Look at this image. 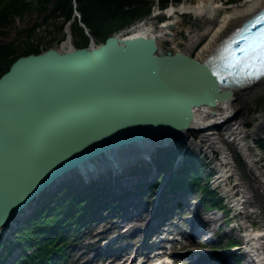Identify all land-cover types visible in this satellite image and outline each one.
<instances>
[{
	"label": "water",
	"instance_id": "water-1",
	"mask_svg": "<svg viewBox=\"0 0 264 264\" xmlns=\"http://www.w3.org/2000/svg\"><path fill=\"white\" fill-rule=\"evenodd\" d=\"M79 23L88 46L22 55L0 77V233L58 181L94 175L88 165L111 150L183 142L198 105L232 95L207 62L160 52L154 36L97 43Z\"/></svg>",
	"mask_w": 264,
	"mask_h": 264
},
{
	"label": "rangeland",
	"instance_id": "rangeland-1",
	"mask_svg": "<svg viewBox=\"0 0 264 264\" xmlns=\"http://www.w3.org/2000/svg\"><path fill=\"white\" fill-rule=\"evenodd\" d=\"M157 1L158 0H151L154 5L151 15L132 22V25H139L140 23L147 22L149 25H153L156 30L162 21L167 18L165 12L172 4L174 6H179L182 3L191 2L192 0H173L171 5L164 10L159 8ZM242 1L243 0H231L230 3L235 5ZM44 18V12L36 6L26 9L23 14L14 16L11 22L3 25L1 28L2 32H0V43H17L26 40L28 38L27 30L38 24V26L35 27L36 32L34 33V37L36 34H39L44 37V44H50L51 47L55 48L60 47L63 41L61 40L63 31L61 32L56 27L52 34L47 35ZM196 18V15L189 12L184 13V15H181L180 12L176 18L179 21L176 26V29L179 30L176 39L177 41H181L182 46L190 40L189 38L191 35L200 33L201 30H197L196 28ZM61 21V18L54 20L58 25ZM188 28L191 30L190 34L186 32ZM160 51L164 53L169 51L175 52L176 48H174L172 41L166 40L164 44L160 46ZM247 106L249 109L247 112L249 116L248 126L251 127L254 123V119L252 118L258 114L264 113V90L251 99ZM219 133L221 138H224V142H220L219 140L217 143L219 146L216 149L210 148L209 151H206L204 147L202 149H197L192 147V145L180 143L190 147L206 164L205 170L200 169L199 166L194 167V169H190L191 167H189L187 174L196 172L199 169L204 179H202L203 181L200 182V185L206 184L205 180L208 177L209 180L211 178L215 180V178L211 176V172L216 164L222 162V151L224 148H227L229 144L234 147L237 146V148H235L237 159H231V165L224 163L223 166L226 169L231 168L230 173H233L230 178L231 182L233 184H241V189L239 191V186L235 187V191H237V196L235 195L236 199L242 197L244 193H242L241 190H244L248 200H250V203L247 201L240 205L242 210H244V214H241L242 216L236 215V209H229L228 206L232 204V199L231 197H225L226 192L222 184L217 188V183H214L212 188H217L218 192L224 194L226 200L223 201V205H225L227 209L225 212L219 209L216 210V206H214V204L211 205V203L207 202L202 196V191L198 188L190 187L191 185H186L182 188L183 197L180 207L175 208L173 202L168 203L169 208L166 215L161 212L165 202L163 199L164 192L160 190V187L153 191V193L146 195H136L139 193V190H135L134 193L126 196L128 198L127 201L125 200L124 202V209H120V211L117 212L105 206L102 209V216L95 218L98 220L95 222L91 221L89 227H86V225L82 226V233L78 236L77 240L72 237L67 240L69 245L68 256L64 260H61L59 264H108L110 261H114V264H121L122 257H126L130 253L139 256L141 253L147 252L150 248H154L150 255L153 256L155 252L156 255L154 259L164 261L162 264H196L203 256H205L207 264H220L223 257L227 256L226 253L228 251L226 249L228 248V244H233V239H236V244L242 245V243H244V235H242V233L247 234V229L251 226L254 229H261V231L264 232V205L257 204L254 201L257 187L264 192V148L257 146V140L254 139L251 134H248L246 142L250 145L251 149V154L248 156L242 146L245 142H240L241 140H238V143L234 144L232 141H229L230 139L233 140V137L230 138L226 131L219 129ZM197 139H200V137L198 136ZM170 146L172 145H168V147ZM145 154V151L132 152L130 157L123 161L125 163L121 164L123 166V173H120L121 175L119 176L117 173L115 175V170L112 169L110 170L111 172H109L110 174H94L91 175V178L97 180L98 178L96 177L102 175L104 182L107 184L104 185V188L103 186L100 187V185L97 187L105 192L109 191L110 196H108V198L110 199L112 196L116 195L115 191L122 192L124 190L123 187L127 186V188H129L133 186L136 180H140V176L137 178L132 175L129 176L134 166H132V170L125 168L126 165H131L135 159H140V161L145 162L144 167L152 169L150 176L146 177L144 180H152L154 176H157L161 178L162 181H167L168 175H164L165 171L161 170L156 173V169L152 168L151 162L145 160ZM157 157L158 155L155 158ZM179 158L177 164L183 159L182 155H179ZM132 159L134 160L132 161ZM111 163L112 162L104 164L105 166L100 165L98 170L102 172L104 170L103 167L105 168ZM142 167H140L141 169L137 167L136 172L140 174ZM94 172L100 173L97 169ZM127 172L128 176L126 175ZM133 172L134 171H132V173ZM114 175L119 182L112 187L114 184ZM82 178L84 177L82 176ZM85 180H87L86 177ZM81 182L85 183L87 181ZM166 187L167 185L164 186V188ZM135 189L138 188L136 187ZM168 190L169 188L167 187L166 191ZM177 192L179 194L180 190H177ZM169 193L172 194L173 192L169 191ZM176 197H178V195ZM202 197L204 199H202ZM204 200L207 202V205L204 204ZM243 200H245V197ZM207 206L214 208L208 209ZM258 211H262L263 216L256 218L245 217L247 212L256 215ZM157 212H159L160 216L155 215ZM144 214H148L149 217L146 219L147 216H144ZM234 216H239L237 217V223L233 221ZM199 219L203 222L199 221ZM204 219L209 220V222H206ZM21 220L18 223L23 225L25 221L23 222ZM152 221L154 228L147 232L146 227ZM192 223H194L196 229H198L199 236L191 235ZM236 224L239 228L235 227ZM233 226L234 228H232ZM240 227L242 228L240 229ZM18 231L19 230L16 229L15 234H17ZM7 241L6 245L10 247L9 249H14L12 245L15 243H10L9 240ZM7 246L2 247L0 255L10 254L11 251L7 249ZM19 252L20 250L16 249L15 254L19 255ZM235 257L236 255L231 254L229 258L225 260V263L256 264L254 261H250L248 255L247 258L249 261L243 260V257L237 261ZM6 258L7 260L9 259L8 257ZM2 261L5 262L6 259L2 257L0 263Z\"/></svg>",
	"mask_w": 264,
	"mask_h": 264
},
{
	"label": "trees",
	"instance_id": "trees-1",
	"mask_svg": "<svg viewBox=\"0 0 264 264\" xmlns=\"http://www.w3.org/2000/svg\"><path fill=\"white\" fill-rule=\"evenodd\" d=\"M157 2L161 9H165L173 0ZM33 6L44 12L46 34H52L57 27L63 31L61 40L66 38L65 26L73 18L70 24L73 42L77 47H85L89 45L90 37L79 24L75 15L76 9L81 13V20L86 23L96 42L100 43L106 41L109 36L119 33L132 22L151 15L154 5L151 0H0V32L3 25L11 22L14 16L23 14L26 9ZM60 18L62 21L58 25L54 20ZM37 26L38 24L27 30L26 40L0 43V77L20 56L40 53L51 47L50 44H44L43 36L36 34L34 37ZM258 143L264 147V139H259ZM165 148L159 149L160 157L156 158L155 162L160 170L166 172L174 167L177 156L184 154V160L176 170V176L170 181V191L191 185L190 187L202 191L207 202L214 206L222 205L223 198L209 182L200 185L203 181L200 170L187 174L188 167L199 166L200 169L205 167L197 154L191 153L179 143ZM160 181L157 185L147 184L139 191L144 194L153 193L159 188ZM109 195L110 192L106 193L97 186L78 188L64 185V188L55 191L20 227L12 241H9L15 243L12 248L20 246V255L15 264H59L68 256L67 240L71 237L77 240L82 233V226L89 227L91 221L95 222L97 220L95 218L102 216V209L105 206L112 210H118L122 206L121 199L111 201ZM170 197L166 196V200ZM207 202L204 200L205 205ZM9 248L7 246V249ZM2 257L6 259L4 254L0 255V259ZM0 264H3V261Z\"/></svg>",
	"mask_w": 264,
	"mask_h": 264
},
{
	"label": "bare ground",
	"instance_id": "bare-ground-1",
	"mask_svg": "<svg viewBox=\"0 0 264 264\" xmlns=\"http://www.w3.org/2000/svg\"><path fill=\"white\" fill-rule=\"evenodd\" d=\"M230 2L231 0H192L191 2L182 3L179 6H174L173 4L172 5L170 4L171 7H169L170 6L169 5L168 6L169 8L167 7L168 9L165 8L167 9V11L165 12L167 18L164 21H162L158 29L155 30L154 26L149 25L147 22L140 23L139 25L137 24L132 25L133 23H131L127 28L122 29L117 34H119L121 37H130V35L154 36L157 39L159 45V51H160V46H162L166 40H169L173 42V46L174 48H176V51L175 52L173 51L174 53H180L187 57L193 58L194 60L200 63L207 62L213 54L217 53L220 50L226 38L235 29L241 27L249 18H251L254 14H256L258 11L264 8V0H243L239 4H235V5L231 4ZM76 11L78 10L77 9L75 10V15L78 18ZM180 12L181 15H184V13L186 12L196 15L197 16L196 18L197 20L195 21V23L197 24L196 28L197 30H201L200 33H195L194 35H191L189 38L190 40L184 46H182L181 41H177L176 39V36L179 31L176 29V26L179 22L176 18L178 17ZM79 20H81V17L80 19H78V21ZM71 21H73V18L71 19ZM68 23H70V21ZM69 28L71 32L70 24H69ZM186 32L187 34H190L191 33L190 28H188ZM71 45L75 46L73 42V36L71 38H65L61 42V46L56 48L60 50L61 49L68 50L71 47ZM263 90H264V76L254 83L234 88L232 95L229 98L223 99L222 97L221 98L219 97L217 99L216 104L213 106L198 105L195 109V122L193 126L191 127V129L181 131L179 134V136L182 139L181 141H183V143L188 144L190 146L192 145V147H195L197 149L198 148L202 149L203 147L205 148L206 151H209L210 148L216 149L219 146L217 144L219 140L220 142H224V138H221L219 133V129H222L223 131H226L227 134H229L230 138L233 137V140L230 139L229 141H232L234 144L238 143L237 142L238 140H241L240 142L242 141L245 142V144L242 146L243 149L245 150L246 155L249 156L251 154V149H250V145H248V143L246 142V139L248 137L247 135L251 134L254 137V139L257 140L256 145L261 147L258 141L259 139H264V113L258 114L255 117H253L252 119H254V123L251 127H249L248 126L249 116L247 114L249 109L247 104L251 99H253L257 94H259ZM198 136L200 137V139H197ZM153 144L154 142L138 143V144H134L133 146L128 145V146L120 147L117 150L116 149L111 150L105 153L104 155H102L101 157H99L98 159L91 162L88 166L89 167L95 166L96 168L99 167L100 165L109 164V162H113L116 160H121L122 161L121 164H123L125 163L123 161L126 160L128 157H130L132 152L134 151L149 152L151 151L150 149L155 148ZM235 148H237V146L234 147L231 144H229L227 148H224V150L222 151L223 160L221 163L216 164L218 168L216 166L212 168V172L214 171L217 175L215 178L216 183H219L220 186L222 184L224 186L226 196L231 197L232 199L231 202L232 208L228 206L229 209H236V213H238L237 215H241L242 213L244 214V210H242L240 205L246 203L247 201L248 203H250V200H248V197L246 196L244 190H241L242 193H244L242 197L236 199L235 194L237 193V191H235V187L239 186L238 189L239 191L241 189V184L240 183L233 184L230 180L231 175H233V173H230L231 168L226 169L223 166L224 163L231 165L230 160L237 159V156L235 154ZM134 159H132V161ZM140 163H141L140 159H135L134 162L127 167L129 170H132V166H134L133 170H135ZM117 164L113 167L114 168L113 170H115V175H116ZM205 165L206 164L204 163V166ZM103 169H104L102 171L103 173H106L108 170L107 167L105 168L103 167ZM175 171H172L171 173L170 172L165 173L164 175H168V179L172 180L174 177L173 178L170 177L171 175H173V173H175ZM127 174L128 172L126 173V175ZM115 175H114V179L117 180L116 179L117 177H115ZM67 180H74V182H68L65 186L71 185L78 188L95 186V182L92 180L84 179L82 181H87V182L81 183L75 177L65 180L62 179L58 181L52 188H50L45 193L38 196L33 201L29 209L26 212H24V214H22L19 217V219L13 222L7 228V230L5 228L1 231L2 233H0V248L6 245L7 240L12 241L13 237L15 236L14 234L16 233L15 230L16 229L19 230V228L14 229L19 225L18 222L21 219H22L21 221L24 222L26 221V219H28V217H31L33 213L49 199V197L54 193V190L56 188H58L59 186H62L64 188L63 183L66 182ZM207 182H209L208 178H206L205 180V183ZM107 192L109 193V191H106V193ZM244 197L245 200H243ZM110 199L111 201H113V197H111ZM202 199L204 198L202 197ZM254 201L257 204L264 205V192L261 191L259 187L256 188V195L254 196ZM216 207L222 210L223 212L227 211L226 206L223 205V203L222 205ZM256 213H257L256 215H253V213L247 212L245 214V217L256 218L263 216L262 211L260 212L258 211ZM155 215L160 216L159 212H157ZM144 216H147L146 219L149 217L148 214H144ZM237 217L239 216L233 217V221L236 223L238 222ZM204 220L206 222H209V220L206 219ZM199 221L201 220L199 219ZM152 223L153 221L147 225L146 227L147 232L148 230L151 231L154 228ZM22 226L23 225H21V227ZM235 226L239 228L237 224ZM251 229L252 227H250L249 229L250 231L245 235L246 236L244 238L245 246L248 249H250V251L254 254L255 256L253 260L254 263L264 264V232L261 231V229H258L256 231L255 230L251 231ZM197 231L198 229H196V226L194 225V223H192L191 235H197L198 234ZM229 256L230 254L224 256L222 260L228 259ZM133 261L134 259L132 260L131 263H127V260L121 261V264H125V263L132 264ZM108 264H114V261L113 262L110 261ZM134 264H137V262H135ZM196 264H207L205 256L201 257ZM220 264H225V263L220 262Z\"/></svg>",
	"mask_w": 264,
	"mask_h": 264
},
{
	"label": "snow or ice",
	"instance_id": "snow-or-ice-1",
	"mask_svg": "<svg viewBox=\"0 0 264 264\" xmlns=\"http://www.w3.org/2000/svg\"><path fill=\"white\" fill-rule=\"evenodd\" d=\"M241 39L246 40L247 43L239 49V53L243 54L238 57L240 61L249 62V66H252L251 62L254 61L255 65L264 70V29L255 37H242Z\"/></svg>",
	"mask_w": 264,
	"mask_h": 264
}]
</instances>
